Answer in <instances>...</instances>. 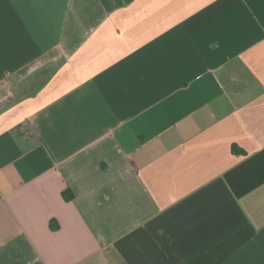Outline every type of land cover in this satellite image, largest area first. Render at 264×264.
I'll use <instances>...</instances> for the list:
<instances>
[{
    "label": "crops",
    "instance_id": "crops-1",
    "mask_svg": "<svg viewBox=\"0 0 264 264\" xmlns=\"http://www.w3.org/2000/svg\"><path fill=\"white\" fill-rule=\"evenodd\" d=\"M0 264H264V0H0Z\"/></svg>",
    "mask_w": 264,
    "mask_h": 264
}]
</instances>
